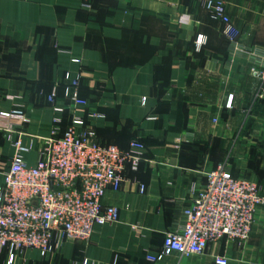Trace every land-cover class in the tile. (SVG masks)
<instances>
[{"label": "crops", "instance_id": "1", "mask_svg": "<svg viewBox=\"0 0 264 264\" xmlns=\"http://www.w3.org/2000/svg\"><path fill=\"white\" fill-rule=\"evenodd\" d=\"M224 1L239 41L264 52V0ZM228 44L202 0H0V112L25 111L15 129L25 142L35 138L26 160L34 164L40 139L52 134L54 87L56 104L67 102L66 73L80 78L89 103L66 109L62 129L75 114L101 142L146 146L138 168L102 198L119 209L117 221L53 255L27 249L14 264H216V255L264 264V214L245 242L224 237L204 255L146 258L184 223L191 187L209 170L225 164L232 176L264 184V59L232 55ZM13 154L0 129V187ZM8 260L0 251V264Z\"/></svg>", "mask_w": 264, "mask_h": 264}, {"label": "built area", "instance_id": "2", "mask_svg": "<svg viewBox=\"0 0 264 264\" xmlns=\"http://www.w3.org/2000/svg\"><path fill=\"white\" fill-rule=\"evenodd\" d=\"M202 2L210 17L221 23L232 55L245 53L264 59L259 48L239 41L240 31L224 0ZM204 42V36L196 39L198 49ZM65 80L66 104H56L58 86L48 95L55 113L54 127L49 137L40 139L34 164L25 155L35 148V138L25 142L15 129L17 121L26 117L25 111L14 108L0 112V129L14 148L0 187V251L8 249L7 264H14L17 255L27 249L53 255L65 241L87 242L96 225L117 221L119 209L104 206L102 198L108 189L118 190L127 169H137L145 157L146 146L141 140L131 139L125 149L101 142L95 129L75 114L62 129L66 109L89 103L80 95L78 76L72 78L66 73ZM233 96L229 95L228 107ZM140 191H145L144 184ZM183 214L184 223L167 231L158 252L147 254L148 261L159 262L175 253L182 257L204 255L211 244L224 237L239 243L247 241L258 215L264 214V190L257 180L234 177L225 164H220L206 173L205 183H193ZM215 263L229 264V258L216 255Z\"/></svg>", "mask_w": 264, "mask_h": 264}, {"label": "trees", "instance_id": "3", "mask_svg": "<svg viewBox=\"0 0 264 264\" xmlns=\"http://www.w3.org/2000/svg\"><path fill=\"white\" fill-rule=\"evenodd\" d=\"M207 11V10H206ZM207 14H208V16L210 17V15H209V12L207 11ZM211 18V17H210ZM212 19V18H211ZM228 40V39H227ZM228 45H230V42H229V40H228ZM63 86H65V83L63 84ZM257 182H258V184H259V186H260V188H261V190H264V184H262L259 180H257Z\"/></svg>", "mask_w": 264, "mask_h": 264}, {"label": "rangeland", "instance_id": "4", "mask_svg": "<svg viewBox=\"0 0 264 264\" xmlns=\"http://www.w3.org/2000/svg\"><path fill=\"white\" fill-rule=\"evenodd\" d=\"M42 254V253H41ZM43 255V254H42ZM43 256H47V255H43Z\"/></svg>", "mask_w": 264, "mask_h": 264}]
</instances>
